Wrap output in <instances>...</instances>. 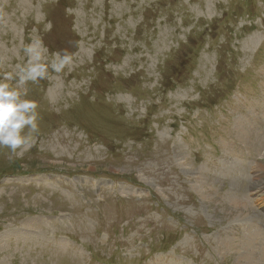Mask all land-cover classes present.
<instances>
[{"label": "rangeland", "instance_id": "obj_1", "mask_svg": "<svg viewBox=\"0 0 264 264\" xmlns=\"http://www.w3.org/2000/svg\"><path fill=\"white\" fill-rule=\"evenodd\" d=\"M33 41L74 56L0 148V264H264V0H0V73Z\"/></svg>", "mask_w": 264, "mask_h": 264}, {"label": "clouds", "instance_id": "obj_2", "mask_svg": "<svg viewBox=\"0 0 264 264\" xmlns=\"http://www.w3.org/2000/svg\"><path fill=\"white\" fill-rule=\"evenodd\" d=\"M50 29L49 22L45 30ZM47 52L42 41L25 44V63L17 64L15 71L0 73V148L15 153L33 143L39 132V105L25 98L28 95L26 85L48 79L50 69L52 73H62L74 56L65 49L51 53V59H46Z\"/></svg>", "mask_w": 264, "mask_h": 264}]
</instances>
